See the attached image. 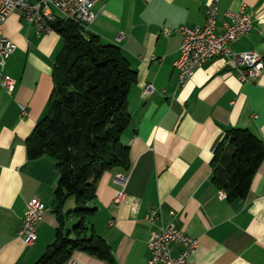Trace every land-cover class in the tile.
Listing matches in <instances>:
<instances>
[{
  "label": "crops",
  "instance_id": "0c3cea01",
  "mask_svg": "<svg viewBox=\"0 0 264 264\" xmlns=\"http://www.w3.org/2000/svg\"><path fill=\"white\" fill-rule=\"evenodd\" d=\"M94 1L97 17L87 34L120 47L137 78L128 96L131 123L122 135L131 168L124 187L116 181L119 170L98 180L88 228L110 246L115 264H146L152 233L169 223L198 239L192 263L264 264V161L245 199L229 201L211 181L214 154L227 130L248 129L264 143V69L260 78L244 83L223 58H214L178 88L174 68L181 42L175 30L203 25L213 2L219 24L225 12L246 4L253 28L231 50L257 51L264 63V0ZM163 28L171 30L168 36ZM3 35L17 50L4 71L15 81L14 90L0 86V264H35L58 227L54 191L59 173L51 158L29 160L26 140L48 113L54 63L64 39L56 32L36 36L17 13L4 22ZM148 84L154 90L146 96ZM118 191L124 192L120 204L113 199ZM35 198L47 211L37 241L26 246L19 232L27 204ZM157 208L161 219L152 225L145 216ZM66 264L108 262L75 251Z\"/></svg>",
  "mask_w": 264,
  "mask_h": 264
},
{
  "label": "trees",
  "instance_id": "16d2710c",
  "mask_svg": "<svg viewBox=\"0 0 264 264\" xmlns=\"http://www.w3.org/2000/svg\"><path fill=\"white\" fill-rule=\"evenodd\" d=\"M52 27L64 45L54 63L48 113L27 138L26 151L29 160L55 161L58 227L35 264H66L75 251L115 264L110 246L86 219L96 212L90 203L102 175L113 170L126 175L131 168L122 135L131 123L128 96L137 72L120 47L79 24L57 16ZM263 161L264 143L248 129L231 128L215 151L211 181L229 201L245 199ZM70 198L75 207L64 214ZM74 216L79 220L67 228Z\"/></svg>",
  "mask_w": 264,
  "mask_h": 264
},
{
  "label": "built area",
  "instance_id": "2783aa9c",
  "mask_svg": "<svg viewBox=\"0 0 264 264\" xmlns=\"http://www.w3.org/2000/svg\"><path fill=\"white\" fill-rule=\"evenodd\" d=\"M94 0H0V86L13 91L15 81L5 74L8 59L16 52L17 45L3 35V24L12 14H19L21 20L33 27L38 37L54 33L52 22L57 16L79 24L88 32L97 13L94 11ZM219 10L215 2L205 9V22L201 26H181L177 32L181 37L180 56L174 63L177 72L178 88L184 87L193 77L196 70L214 58H223L226 65L238 74L241 82H252L262 75L263 58L257 51L233 52L231 45L247 35L253 28V20L247 11L246 4L241 3L236 11L224 13V20L218 23ZM171 30L163 28L168 36ZM121 36L117 38L120 42ZM152 60H156L152 57ZM154 90L152 84L146 85L144 95ZM22 112L24 108L22 107ZM127 175L117 174L116 181L125 186ZM124 192L118 191L114 202L120 204ZM225 197V193L221 192ZM47 209L38 199H32L26 208L19 236L26 246H32L38 239L37 228L43 221ZM171 216H174L172 213ZM161 219L160 208L152 209L145 220L155 225ZM199 241L179 230L173 223L161 226L152 233L148 241L151 257L146 264H195L189 261ZM178 250V251H176Z\"/></svg>",
  "mask_w": 264,
  "mask_h": 264
},
{
  "label": "rangeland",
  "instance_id": "374dc122",
  "mask_svg": "<svg viewBox=\"0 0 264 264\" xmlns=\"http://www.w3.org/2000/svg\"><path fill=\"white\" fill-rule=\"evenodd\" d=\"M74 207H75V200H74V198H70L66 202L65 206L63 207V213L66 214L68 211H70ZM51 208H53V204L51 205ZM72 218H73L74 222H72V224H71L69 221H67L66 222V227L67 228H72L74 223H77V221L79 220V218H77L76 216H74ZM87 223H88V218H87Z\"/></svg>",
  "mask_w": 264,
  "mask_h": 264
}]
</instances>
